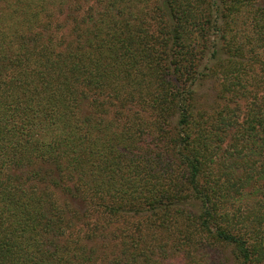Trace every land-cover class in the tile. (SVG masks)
<instances>
[{"label": "trees", "instance_id": "trees-1", "mask_svg": "<svg viewBox=\"0 0 264 264\" xmlns=\"http://www.w3.org/2000/svg\"><path fill=\"white\" fill-rule=\"evenodd\" d=\"M0 264H264V0H0Z\"/></svg>", "mask_w": 264, "mask_h": 264}]
</instances>
